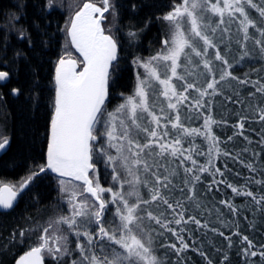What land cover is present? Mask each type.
I'll list each match as a JSON object with an SVG mask.
<instances>
[{"label": "snow or ice", "instance_id": "obj_1", "mask_svg": "<svg viewBox=\"0 0 264 264\" xmlns=\"http://www.w3.org/2000/svg\"><path fill=\"white\" fill-rule=\"evenodd\" d=\"M100 3L102 7L91 0L83 3L66 26L71 44L83 56V70L76 71L74 59L62 56L57 61L46 165L31 172L18 185H0V208L11 209L18 195L41 173L50 170L58 174L61 199L66 197L68 205V214L50 218L45 225L34 229L20 230L21 239L26 232L29 239L38 232V243L20 255L15 264H43L44 252L58 264L65 257L71 258L74 252L75 258L65 264H164L157 255L153 234L156 230L152 224L171 233L179 242V247L171 243L160 244V248L170 247L178 254L188 249L190 245L181 234L186 229L181 227L177 231L170 225L186 224L190 220L197 227H207V223L202 225L195 216L185 220L184 204L180 200L175 204L170 202L177 189L173 178L182 168L183 183L189 192L185 199L199 209L195 197V182L200 180L198 173L211 171L213 177L215 174L223 176L221 169L214 166V160L220 156L231 158V153L221 150L220 139L212 128L226 121L214 120L210 100L222 94L220 85L230 80L252 85L255 92H250V96L264 95V82L260 79H240L232 72L234 63L251 55L248 41L264 56V26L250 16V10H255L260 20H264V5L256 0H180L162 17L170 28V36L163 41L162 49L146 60L137 57L133 61L137 67L144 68L143 74H136L134 94L109 111L110 69L118 60V42L113 35L105 34L102 21L109 11L115 20L116 9L111 0H100ZM45 6L51 7L52 0H47ZM233 23L237 24L240 34L234 43L241 51L233 57L234 63H230ZM250 29L255 30V35ZM127 35L135 38L136 33L129 31ZM19 38L32 43L26 30H20ZM225 40V52H221L220 43ZM8 76V72L0 71V81ZM12 91L18 93L19 89ZM191 92L196 96L190 99ZM184 108L187 111L182 118ZM201 110L208 112L204 116L203 131L186 127L184 121L199 119ZM257 111L259 119L264 121V107ZM243 119L238 124L239 129L244 128ZM196 136L204 138L206 151H201L194 143ZM185 142L188 148L184 147ZM7 144V138L0 140V149ZM193 154L206 156V163L200 165ZM94 157L110 169L112 186L103 187L98 176H90V170L96 172ZM176 161L179 163L172 167ZM189 161L192 167H184ZM245 167L256 171L251 163ZM212 183L226 184V181L214 178ZM248 183L264 186V180L253 179ZM226 186L236 196L251 197L256 204L264 202V191L257 198L247 184L240 188L230 183ZM106 193L110 194L108 198H105ZM220 203L226 204L233 213L237 211L230 201ZM166 214L173 219H167ZM69 234L75 237L74 249L69 246ZM226 239L231 247V239ZM241 239L248 245L242 249L244 255L264 257V251H250L253 244L247 236ZM200 255L207 259L205 253ZM227 260L225 255L223 261ZM208 264H212L211 260Z\"/></svg>", "mask_w": 264, "mask_h": 264}, {"label": "trees", "instance_id": "obj_2", "mask_svg": "<svg viewBox=\"0 0 264 264\" xmlns=\"http://www.w3.org/2000/svg\"><path fill=\"white\" fill-rule=\"evenodd\" d=\"M75 1L72 0L73 6ZM35 2L36 0H28L26 5L30 20L38 9L41 14L43 13V1L37 0L38 5L34 6ZM111 2L116 9V17L113 20L111 11L108 12L106 23L111 28V32L107 33L113 35L118 42V60L114 62V68L110 69L111 79L107 102L109 111L124 103L126 97L133 92L136 74L140 73L139 67L133 64V61L137 57L141 61L146 60L162 49V40L169 37L164 25L166 21L162 17L171 10L173 4L179 3L180 0H111ZM256 2L264 5V0H256ZM250 16L257 21L258 25L264 26V20H260L255 10H250ZM37 21H39L37 34H33L34 41L31 43L33 47H24V50L14 52L9 59L10 69L17 78L15 85L20 89V94H26L27 97L21 96L15 100L16 103L10 104L4 116L6 126L12 131V139L9 149L0 159V176L8 178L19 175L26 178L31 172L38 171L40 166H44L38 163V160L42 158L55 97L51 101L53 104L50 110H47L49 108L44 105L43 97H46L47 103L50 94L55 96L54 70L62 56L79 57L83 61L70 41L68 44L66 34L49 37L50 32L44 18L37 17ZM56 30H58L57 27ZM129 31L136 33L135 38L127 35ZM250 33L255 35V30L250 29ZM230 35L233 43L228 58L230 63H234L233 57L238 56L241 51L234 43L240 36L236 23L231 25ZM217 37L219 38V34ZM63 40H65L64 47ZM226 42L225 40V43H220L221 52H225ZM51 43L52 48H50ZM26 44L27 42L23 41V46ZM247 48L251 55L238 64L234 63L233 75L240 79L250 78L253 81L260 79L264 82V56L260 54L258 47L252 41H248ZM220 90L222 94L210 100L211 114L215 121H226V123L214 124L212 128L220 139L221 150L231 153V158L220 156L214 160V166L221 169L223 176L215 174L213 177L211 171L198 173L200 180L195 182V197L200 204L199 209L193 202L185 199L189 192L183 183L185 175L182 168L179 169V175L173 178L177 189L172 193L170 202L175 204L177 200H180L186 209L185 220H188L189 216H195L202 225L207 223V227H197L190 220L186 224L182 222L181 225L174 223L170 225L177 231L181 227L186 229L181 234L190 247L178 254L170 247H159L160 244L171 243L179 247V242L171 233L152 224L151 227L156 230L153 234L156 236L157 255L161 257L164 264H208V260H211L212 264H222L225 255L228 256V260L223 261V264H264V257L260 255L243 254L242 249L248 245L242 243L241 239L247 236L252 241L253 247L250 251L258 253L264 251V202L256 204L251 197L236 196L226 186L230 183L240 188L247 184V188L253 191L257 198L264 191V186L248 183L253 179L264 180V121L259 119L260 113L257 111L264 107V95L256 93L250 96L249 93L255 92V88L250 84L240 85L236 80L222 83ZM195 96V92L190 93V99ZM229 97L231 99H228ZM205 99L208 100V98ZM186 111V108L182 109V118ZM207 114V110H201L200 118L185 120V126L203 131L204 116ZM241 118H244L243 129L238 128ZM240 132H243V135H240ZM228 137L233 139L229 140ZM194 143L200 146L201 151H206L207 145L202 136H196ZM184 147L188 148L189 144L185 142ZM245 148L247 151H243ZM193 158L197 159L200 165L206 163V156L193 154ZM93 163L96 166V172L90 171V176H98L103 187L112 186L110 169L105 168L103 161L97 162L95 157ZM178 163L176 161L172 167H176ZM248 163H251L256 171L245 167ZM184 167H192L191 162H186ZM47 173L51 174L49 171ZM214 178L217 181L225 180L226 184H213ZM52 180L55 182L54 186L45 183L50 182L47 177L38 176L33 180L32 185L21 193L16 207L0 219V264H13L19 254L38 243L36 238L38 232L32 234L30 239L27 238V232L24 239H21L19 233L20 230L45 225L52 218V212L48 211V207L51 208L54 205L53 193L55 191L60 198L62 195L58 187V177L54 176ZM210 185L211 190H209ZM188 187H191V184ZM180 188L184 191L181 192ZM109 196L110 194H105V198ZM220 201H230L237 211L233 213ZM166 215L167 219H173L172 215ZM159 232H163V235H156ZM221 232L224 233L223 236L219 235ZM226 237L231 239V247ZM69 240L70 248L74 249L75 237L69 234ZM201 252L205 253L207 259L200 255ZM76 255L74 252L71 258L65 257L60 264H65V261L75 258ZM43 256L46 264H58L57 260L47 252H44Z\"/></svg>", "mask_w": 264, "mask_h": 264}, {"label": "flooded vegetation", "instance_id": "obj_3", "mask_svg": "<svg viewBox=\"0 0 264 264\" xmlns=\"http://www.w3.org/2000/svg\"><path fill=\"white\" fill-rule=\"evenodd\" d=\"M43 1V10L42 14L40 13L39 9L37 13L31 16L26 11V5L28 3V0H0V71H6L9 73V76L6 80L0 81V140L3 138L8 139V144L3 148L0 149V159L4 154L7 152L11 145V129H9L6 126V123L4 121V116L7 112V109L9 108L10 104L16 103L19 97H27L26 94H20V89L16 87L15 84H17V78L13 75L12 70L10 69V57L14 52H18L20 50H24L25 48H32L33 45L29 44L27 39H21L19 38V32L20 30H26L27 33L30 35L32 43L34 41L33 34H37L38 30V23L37 17L44 18L46 21V24L48 26V31L50 32L49 37H54L55 35H67L68 42L70 41V37L68 36L66 32V26L70 19L75 15V12L79 10L80 7L83 6V3L88 2V0H76L75 5H72V0H52V6L46 7L47 0ZM37 2V0H36ZM33 3L34 6L37 3ZM91 2H94L97 4V6L102 7L103 5L100 3V0H91ZM38 5V4H37ZM108 13H105V17ZM18 17L19 19H15ZM58 21V22H56ZM107 19H105L102 24L103 28L105 29V32H111V28L107 26ZM57 24V25H56ZM56 27L58 30H56ZM23 41H26V46H23ZM164 41V40H162ZM52 43L50 48H52ZM65 45V40H63V47ZM54 81H55V70H54ZM13 89H19L18 93H13ZM54 95L50 94L48 96L47 103H46V97H43L44 99V105L47 106L50 110V106L53 104L51 101L53 100ZM19 101V100H18ZM19 103V102H18ZM53 112L51 116L54 113V107ZM50 122L51 118L48 123L49 130L46 132V139L45 144L43 145V152H42V158L38 160V163H41L43 165H46L47 162V146L48 142L50 140ZM45 176L48 179H50V183L52 186L55 185V182L52 180L54 179L53 174H48L47 171L44 173H41L39 176ZM22 175H19L15 178H8L7 176H0V185L2 184H10V185H18V183L23 179ZM46 179V178H42ZM32 185V183L30 184ZM53 193V206L50 208L48 207V211L52 212V218H55L59 215H66L68 214V205L66 203V197L64 199H61L59 195ZM21 194L18 195L13 207L9 210H1L0 209V219L5 217V214L12 211L16 204L19 201Z\"/></svg>", "mask_w": 264, "mask_h": 264}, {"label": "rangeland", "instance_id": "obj_4", "mask_svg": "<svg viewBox=\"0 0 264 264\" xmlns=\"http://www.w3.org/2000/svg\"><path fill=\"white\" fill-rule=\"evenodd\" d=\"M165 26H166V31H167V34L170 36V28H169V24H168V22L166 21L165 22V24H164ZM109 34V33H108ZM219 34V33H218ZM169 38V37H168ZM168 38H165V39H163V40H166V39H168ZM67 39V38H66ZM68 41V40H67ZM70 43H71V41H70ZM68 44H69V42H68ZM162 44H163V41H162ZM67 58H70V57H67ZM72 59H75L76 60V62L78 63V66H79V70L78 71H80L81 70V68L83 67V61L79 58V57H73ZM145 60V59H144ZM139 69H140V74H143L144 73V68L143 67H139ZM135 87H136V83H135V85H134V88H133V92L130 94V95H133L134 94V90H135Z\"/></svg>", "mask_w": 264, "mask_h": 264}, {"label": "water", "instance_id": "obj_5", "mask_svg": "<svg viewBox=\"0 0 264 264\" xmlns=\"http://www.w3.org/2000/svg\"><path fill=\"white\" fill-rule=\"evenodd\" d=\"M103 22V21H102ZM102 27H103V24H102ZM105 34H108V33H106L105 32ZM110 35V34H109ZM70 37V36H69ZM70 41H71V38H70ZM73 47L75 48V46L73 45ZM75 50L77 51V53L79 54V55H81L80 53H79V51L75 48ZM81 57L83 58V56L81 55ZM72 59V58H71ZM75 60V59H74ZM77 63V62H76ZM79 70V66H78V63H77V67H76V71H78ZM83 70V67L81 68V70L80 71H82ZM50 135H51V129H50ZM51 174H53V175H55V176H57L58 177V174L57 173H53V172H51L50 170H48ZM91 171V170H90ZM66 179H68V178H66ZM81 183V182H80ZM15 203V202H14ZM1 210H9V209H3V208H0ZM28 250H30V249H28ZM28 250H26V251H28ZM26 251H24V252H22L21 254H19L17 257H16V259H18L19 258V256L20 255H23ZM16 259L14 260V263L13 264H15V261H16ZM43 264H46V261H45V258H44V256H43Z\"/></svg>", "mask_w": 264, "mask_h": 264}]
</instances>
